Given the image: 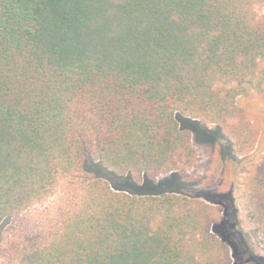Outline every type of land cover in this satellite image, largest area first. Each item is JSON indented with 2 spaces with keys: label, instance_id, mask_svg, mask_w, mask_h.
Segmentation results:
<instances>
[{
  "label": "trees",
  "instance_id": "trees-1",
  "mask_svg": "<svg viewBox=\"0 0 264 264\" xmlns=\"http://www.w3.org/2000/svg\"><path fill=\"white\" fill-rule=\"evenodd\" d=\"M262 7L0 0L5 264H232L213 230L219 207L175 174L198 157L178 115L216 124L234 161L242 158L240 221L264 236V154L244 157L260 124L238 103L264 88ZM86 156L123 188L90 172ZM168 173L175 187L159 189L155 179Z\"/></svg>",
  "mask_w": 264,
  "mask_h": 264
},
{
  "label": "rangeland",
  "instance_id": "rangeland-1",
  "mask_svg": "<svg viewBox=\"0 0 264 264\" xmlns=\"http://www.w3.org/2000/svg\"><path fill=\"white\" fill-rule=\"evenodd\" d=\"M258 11L263 13L264 7L259 8ZM238 103L255 122L260 124V134L254 151L251 155L244 157L259 158L264 154V88L248 90L247 93L239 97ZM177 118L182 126L192 128V142L198 155L194 167L175 173L178 174L180 183L183 182L194 190H202L197 196L210 200L219 207L221 220L213 227V230L229 246L232 264H264V236L256 234L250 227L241 223L234 196V181L241 168L237 162L242 158H237L234 161L229 145L217 134L216 124L192 125L187 122L186 117L178 115ZM187 119L193 123L200 122L198 119ZM85 166L90 172V167H92L95 170L93 173L97 177L108 180L115 188H123L118 176L100 162H91L90 158L86 156ZM171 180L170 173L159 175L155 179L158 188L166 190H171L172 186L175 187ZM169 181L173 183H169ZM41 206H37L36 209ZM10 223L11 219H7L0 225V236ZM0 264H5L4 258L1 256Z\"/></svg>",
  "mask_w": 264,
  "mask_h": 264
}]
</instances>
